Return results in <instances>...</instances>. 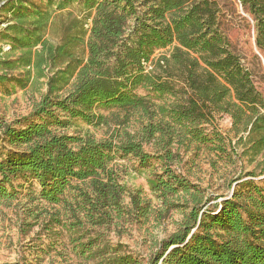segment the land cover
I'll use <instances>...</instances> for the list:
<instances>
[{
  "label": "trees",
  "instance_id": "16d2710c",
  "mask_svg": "<svg viewBox=\"0 0 264 264\" xmlns=\"http://www.w3.org/2000/svg\"><path fill=\"white\" fill-rule=\"evenodd\" d=\"M236 2L264 61V0ZM76 7L81 18L69 12L62 39L50 42L54 16ZM219 15L216 0H0V86L44 80L46 89L24 125L0 120V203L17 201L15 181L36 183L38 201L70 213L65 228L78 256L98 264H264V99ZM179 84L189 93L184 103H158L176 97ZM97 107L129 112L141 126L103 140L66 133L77 121L103 123ZM216 116L230 118L235 145L254 166L229 198L204 209L199 188L172 170L182 158L174 141L207 146L201 126L215 128ZM129 157L141 169L161 165L146 183L162 210L120 182L117 161ZM177 208V230L147 262L99 237L80 243L85 226L147 222Z\"/></svg>",
  "mask_w": 264,
  "mask_h": 264
},
{
  "label": "rangeland",
  "instance_id": "374dc122",
  "mask_svg": "<svg viewBox=\"0 0 264 264\" xmlns=\"http://www.w3.org/2000/svg\"><path fill=\"white\" fill-rule=\"evenodd\" d=\"M216 1L220 8V28L226 35L231 50L252 74L254 85L264 99V61L255 47L253 23L236 0ZM69 12L73 17L81 18L78 7L57 13L45 36L50 42L57 44L62 39ZM4 26L1 25V28ZM3 49L7 51L8 47L4 46ZM167 51H158L156 55ZM44 84L45 81L40 80L29 83L25 89L15 87L12 83L0 86V120L16 127L24 125L45 93ZM175 90L176 97H165L158 103L169 104L175 100L184 103L189 93L182 91V84L177 85ZM138 94L144 95V92L139 90ZM94 113L104 118L103 123L87 125L77 121L66 133L89 134L96 140H103L122 134L123 131L133 133L141 126L139 118L133 117L129 112L97 107ZM213 124L215 128L211 125L201 126L212 138V143L207 146L197 148L187 140L174 141L182 158L180 164L172 166V170L199 188L205 202L204 209L229 198L235 186L233 182L251 171L254 166L248 165V159L242 157L241 146L236 147L237 139L231 132L230 118L216 116ZM218 140H223V143L220 144ZM182 141L184 145H181ZM145 151L151 155L155 154L151 145L145 146ZM153 163L154 166L141 169L137 161L129 157L117 161L115 169L120 182L130 191L141 190L142 196L150 201L152 209L156 212L163 207L157 196L149 191L146 178L161 173L162 167L155 164V161ZM259 179L261 177L256 178V181ZM15 185L22 186L18 189L17 201L9 205L0 203V264H98L97 261L78 256L75 249L76 239H73L65 228L72 222L67 220L69 212L62 206H51L38 201L39 188L36 183L17 180ZM124 202L127 204L128 199ZM132 218L108 227L85 226L83 234L90 235L80 243L86 242L89 237L95 240H99L96 238L99 237L100 241L110 245H123L125 252L147 262L150 255L157 250L158 244L177 230L182 215L181 209L177 208L162 216L153 213L147 222H138L135 217ZM57 220H60V223Z\"/></svg>",
  "mask_w": 264,
  "mask_h": 264
},
{
  "label": "water",
  "instance_id": "95a60500",
  "mask_svg": "<svg viewBox=\"0 0 264 264\" xmlns=\"http://www.w3.org/2000/svg\"><path fill=\"white\" fill-rule=\"evenodd\" d=\"M193 232H194V230L192 231V233H193ZM192 233H191V234H192ZM170 249H171V248H170Z\"/></svg>",
  "mask_w": 264,
  "mask_h": 264
}]
</instances>
